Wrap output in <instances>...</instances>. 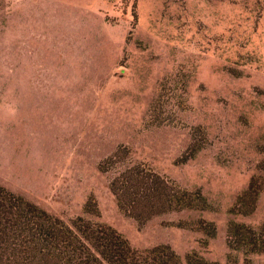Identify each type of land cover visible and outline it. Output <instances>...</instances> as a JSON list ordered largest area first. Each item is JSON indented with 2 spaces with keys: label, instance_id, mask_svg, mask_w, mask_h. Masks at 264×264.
Instances as JSON below:
<instances>
[{
  "label": "rangeland",
  "instance_id": "obj_1",
  "mask_svg": "<svg viewBox=\"0 0 264 264\" xmlns=\"http://www.w3.org/2000/svg\"><path fill=\"white\" fill-rule=\"evenodd\" d=\"M135 163L206 208L139 225L109 189ZM0 186L134 249L264 264L227 243L264 224V0H0Z\"/></svg>",
  "mask_w": 264,
  "mask_h": 264
},
{
  "label": "trees",
  "instance_id": "obj_2",
  "mask_svg": "<svg viewBox=\"0 0 264 264\" xmlns=\"http://www.w3.org/2000/svg\"><path fill=\"white\" fill-rule=\"evenodd\" d=\"M101 167L108 171V162ZM119 210L143 226L153 217L205 209L199 192L180 189L169 179L151 172L143 163L123 167L109 182ZM250 189V187H249ZM249 189L240 198L248 199ZM90 204L85 207L91 212ZM200 206V207H199ZM254 210L243 211L248 214ZM182 227V225H179ZM208 237L215 236L212 223H201ZM228 247L248 254L264 253V224L253 229L231 223ZM0 264H217L196 252L181 258L167 245L134 249L115 229L82 217L69 223L0 186Z\"/></svg>",
  "mask_w": 264,
  "mask_h": 264
}]
</instances>
